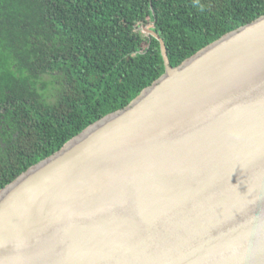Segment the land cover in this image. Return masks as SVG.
I'll return each mask as SVG.
<instances>
[{"label": "water", "instance_id": "obj_1", "mask_svg": "<svg viewBox=\"0 0 264 264\" xmlns=\"http://www.w3.org/2000/svg\"><path fill=\"white\" fill-rule=\"evenodd\" d=\"M0 189V264H264V14L170 64Z\"/></svg>", "mask_w": 264, "mask_h": 264}, {"label": "trees", "instance_id": "obj_2", "mask_svg": "<svg viewBox=\"0 0 264 264\" xmlns=\"http://www.w3.org/2000/svg\"><path fill=\"white\" fill-rule=\"evenodd\" d=\"M264 0H0V189Z\"/></svg>", "mask_w": 264, "mask_h": 264}, {"label": "clouds", "instance_id": "obj_3", "mask_svg": "<svg viewBox=\"0 0 264 264\" xmlns=\"http://www.w3.org/2000/svg\"><path fill=\"white\" fill-rule=\"evenodd\" d=\"M147 28H149V27H147Z\"/></svg>", "mask_w": 264, "mask_h": 264}]
</instances>
